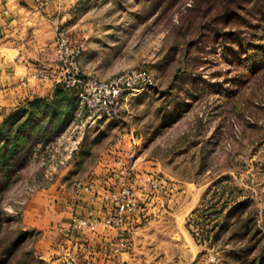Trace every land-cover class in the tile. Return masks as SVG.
I'll return each instance as SVG.
<instances>
[{"label":"rangeland","instance_id":"1","mask_svg":"<svg viewBox=\"0 0 264 264\" xmlns=\"http://www.w3.org/2000/svg\"><path fill=\"white\" fill-rule=\"evenodd\" d=\"M64 1L86 73L155 83L113 119L69 89L13 104L12 73L38 79L0 75V264H264V0ZM130 131L165 191L121 230L72 231L80 183L107 186Z\"/></svg>","mask_w":264,"mask_h":264},{"label":"built area","instance_id":"2","mask_svg":"<svg viewBox=\"0 0 264 264\" xmlns=\"http://www.w3.org/2000/svg\"><path fill=\"white\" fill-rule=\"evenodd\" d=\"M47 5L50 0H34ZM85 41L74 40L63 25L56 29L54 39L55 63L51 67H36L32 77L42 81H53L66 89L74 90L88 108L99 117L119 118L128 91L154 85L155 79L146 68H131L110 78L83 70L81 58L85 51ZM128 144V146L126 145ZM126 146V148H125ZM140 146V138L134 131L118 135L112 143L114 152L126 149V156L115 157V168L107 180L108 193L103 197L108 213L97 216L91 205L86 206L82 215L71 218L73 229L95 232L99 225L123 229L134 217L140 216L142 205L151 193H163L165 185L158 177L135 171V155ZM87 196V201L95 202L101 195L94 181L80 183L76 196Z\"/></svg>","mask_w":264,"mask_h":264},{"label":"crops","instance_id":"3","mask_svg":"<svg viewBox=\"0 0 264 264\" xmlns=\"http://www.w3.org/2000/svg\"><path fill=\"white\" fill-rule=\"evenodd\" d=\"M69 8L64 0H50L47 5L37 4L34 0H0V75L6 71H16L17 66H23L31 73L36 67L54 65L56 29L64 24ZM10 51L15 54L13 60L9 58ZM33 61H36L34 65ZM15 74L12 73L9 78L13 86L6 89V95L13 104L20 105L26 99L35 97L53 96L58 87L50 80H38L32 84L28 82L29 78L25 81V77ZM105 187L100 188L102 196L93 203L87 201L86 195H81V198L76 196L77 204H74L75 213L72 216L84 214L88 204L94 208L97 216H105L108 213L103 201L108 193ZM67 231V235H70L71 229ZM72 231L82 230L72 228Z\"/></svg>","mask_w":264,"mask_h":264},{"label":"trees","instance_id":"4","mask_svg":"<svg viewBox=\"0 0 264 264\" xmlns=\"http://www.w3.org/2000/svg\"><path fill=\"white\" fill-rule=\"evenodd\" d=\"M63 89H66V88H64L63 86H61V85H58V87H57V89H56V91H55V96L56 97H58V96H60L61 94H63ZM39 101H47V99H37L36 101H30V103H29V105L30 106H34L36 103H38ZM45 106H47L46 104H45ZM16 114H18V113H16ZM26 123H28V121L26 122ZM7 145L8 144H6V148H7ZM6 156H7V153L5 152L4 154H3V157L4 158H6Z\"/></svg>","mask_w":264,"mask_h":264}]
</instances>
